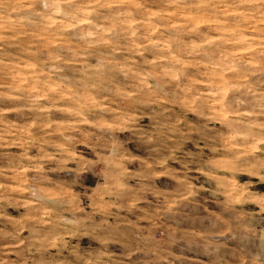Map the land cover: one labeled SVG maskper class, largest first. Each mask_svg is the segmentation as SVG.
<instances>
[{
	"label": "clouds",
	"instance_id": "clouds-1",
	"mask_svg": "<svg viewBox=\"0 0 264 264\" xmlns=\"http://www.w3.org/2000/svg\"><path fill=\"white\" fill-rule=\"evenodd\" d=\"M0 264H264V0H0Z\"/></svg>",
	"mask_w": 264,
	"mask_h": 264
},
{
	"label": "rangeland",
	"instance_id": "rangeland-1",
	"mask_svg": "<svg viewBox=\"0 0 264 264\" xmlns=\"http://www.w3.org/2000/svg\"><path fill=\"white\" fill-rule=\"evenodd\" d=\"M242 179H246V177L245 178H242Z\"/></svg>",
	"mask_w": 264,
	"mask_h": 264
}]
</instances>
